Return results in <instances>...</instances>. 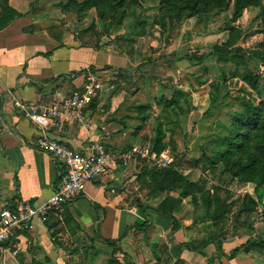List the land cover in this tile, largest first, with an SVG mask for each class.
Wrapping results in <instances>:
<instances>
[{
  "label": "rangeland",
  "instance_id": "374dc122",
  "mask_svg": "<svg viewBox=\"0 0 264 264\" xmlns=\"http://www.w3.org/2000/svg\"><path fill=\"white\" fill-rule=\"evenodd\" d=\"M62 1L66 0H34L30 8L60 41L68 31L67 40L107 48L130 60V69L124 68L115 74L117 79L111 83L114 85L110 89L112 93L105 92L103 98L124 91L118 106L120 115H130V136L118 147L142 148L155 156L153 159H132L128 164L130 187L122 182L117 190L129 195L130 205L144 202L160 208L168 194L179 196L181 189L152 192L151 179L145 170L174 165L187 180L199 187L196 199L182 198L178 211H175L183 224L182 234L188 244L194 246L209 239H214L216 245L218 240L230 242L227 257L232 259L234 248H239L235 260L232 259L234 264H264V248L256 244L264 239V182L260 183L264 181V165L259 163L256 170H243L244 166L253 164L252 146L237 151L230 160H214L218 151L214 148V140L229 133L231 113L244 109L241 96L248 95L249 90L245 82L231 72L236 69L243 72L245 66L250 65L262 75L259 84L264 88V65L249 56L252 52H264V20L258 17L261 8H247L239 21L231 23V11H213L201 17L166 21L163 26L156 20L162 11L160 0H136L137 4L128 11L136 15H128L122 22H118L114 12L106 11V17H102L98 8L64 7L60 4ZM137 17L147 20L144 32L138 26L133 27ZM233 24L242 28L244 34L231 50L246 55L244 62L220 61L214 51L215 44L227 39L228 29ZM235 53L238 52L228 55ZM190 54H193L192 60L185 58ZM200 54L204 57L198 62L195 56ZM138 55L136 60L131 59ZM225 77L227 81L223 82ZM213 81L225 86L217 93L218 101L213 103L216 108L207 113L212 104ZM174 95L180 98L182 110L165 109L163 103L158 102L161 97L167 100ZM142 104L149 107L140 108ZM160 125L165 132V148L157 153L153 148ZM248 173H252L256 180L247 179ZM214 185L222 188L219 210L227 205L230 211L212 221L205 214L213 211L214 204L208 207L203 191L209 189L213 192ZM245 195L258 201L251 215L245 211L239 214ZM237 238L241 239V245L234 244ZM84 244L90 245L88 242ZM101 257L99 261L98 258L95 260L96 264H107L110 255ZM226 258L215 264H227ZM160 264L172 263L162 260Z\"/></svg>",
  "mask_w": 264,
  "mask_h": 264
},
{
  "label": "crops",
  "instance_id": "0c3cea01",
  "mask_svg": "<svg viewBox=\"0 0 264 264\" xmlns=\"http://www.w3.org/2000/svg\"><path fill=\"white\" fill-rule=\"evenodd\" d=\"M33 1L9 0L18 16L0 28V209L15 198L47 200L61 173L50 154L32 145L40 128L20 104L49 105L79 89L87 67L106 68L110 80L86 113L88 125L49 120L46 131L74 148L90 140L119 148L130 136V115H120L118 106L124 91L103 98L105 92L112 93L115 74L130 69V60L107 48L60 41L32 13ZM128 164L130 160L119 163L90 182L84 194L62 210L36 218L21 238L19 253L0 254V264H96L104 254L119 264H215L227 257L232 243L222 241L220 246L214 240L203 256L188 247L182 223L168 237L170 215L144 202L130 205L129 195L117 190L122 182L130 187Z\"/></svg>",
  "mask_w": 264,
  "mask_h": 264
},
{
  "label": "trees",
  "instance_id": "16d2710c",
  "mask_svg": "<svg viewBox=\"0 0 264 264\" xmlns=\"http://www.w3.org/2000/svg\"><path fill=\"white\" fill-rule=\"evenodd\" d=\"M8 1L9 0H0V28L6 26L10 21L18 16V12L11 5H9ZM160 3L162 11L156 20L163 26L166 25V21L171 23L175 20H181L184 18L201 17L204 14L213 11H216V13L231 11L229 22H236L242 18L244 11L249 7L261 8V12L258 17H261V19L264 20V0H160ZM60 4L64 7L78 6L81 9L98 8L102 17H106V11L114 12L116 13L118 22H122L128 15H136L133 11L130 13L128 11L129 9L132 10V7L135 6L137 2L136 0H66L60 2ZM137 20V23H135L133 27L138 26L140 27V30L144 32L147 20L145 18L138 17ZM228 30L229 33L227 39L220 44H215L214 51L218 55V59L220 61L235 60L244 62L246 60V55L243 53L241 54L237 50H231V48H233L243 36L244 30L235 24L231 25ZM69 34L70 33L66 31L62 42L68 39ZM235 51L238 53L228 55L229 53ZM249 56L251 58H256L257 60L259 59L262 65H264V52L258 54L252 52ZM138 57L139 55L133 56L131 59L134 61ZM203 57L204 56L201 54L195 56L198 62L202 61ZM185 58L192 60L193 54L185 56ZM231 74L238 76L241 80H243L249 90L247 91L248 95L241 96L244 103V109L231 113L230 119L228 120L230 129L229 133L219 136L214 140V148L218 149V151L215 152L216 154L214 156V160H230L237 151H244L248 147L252 146L254 149V154H251V157H253V164L244 166L243 170L252 168L253 170H256L259 163L264 165V88H262L259 84L262 75L252 70L250 65L245 66L243 72L236 69L231 72ZM226 81L227 78L225 77L223 82ZM211 85L213 87L212 91L214 94L211 93L212 104L207 113H210L214 108H216L213 103L218 101L217 93L221 92L223 86H225L218 81H213ZM180 101L181 100L177 95H174L167 100H164V97L158 99V102L163 103V106L166 107L165 109L172 107L182 110ZM218 105L219 104H217V106ZM139 107L144 108L149 106L142 104ZM164 137L165 132L162 125H160L157 131L153 151L160 153L164 150ZM145 174L151 179V184L153 186L152 192L154 193L173 192L181 189L179 196H172L168 194L159 208L162 212L170 215L172 219V222L167 229V236L169 237L181 228V221L175 215V211H178L180 204L182 203V198L192 197L196 199V189L199 190V187L195 184V182L187 180L186 176L171 164L163 168H146ZM247 177V179L256 180V177L252 173H248ZM263 182L264 181L260 183L263 184ZM213 187V192L206 189L203 191V196L206 199L205 203L208 207H211L214 204L213 211L211 213H206L205 217H207L208 220L215 221L217 220L216 218H220L225 213L229 212L230 208L226 205L222 211L219 210L222 205V188L218 185H214ZM257 204L258 201L254 197L245 195L239 214L243 211L250 215L253 214L257 208ZM212 241H214V239L206 240L194 246L188 244V247L201 253L203 256H206L207 254L205 252V248ZM218 242L221 246L222 240H218ZM256 244L257 246L264 248V239L260 240ZM238 251L239 248H235L232 256H236ZM107 264H119V261L115 258H111ZM177 264H180V262Z\"/></svg>",
  "mask_w": 264,
  "mask_h": 264
},
{
  "label": "built area",
  "instance_id": "2783aa9c",
  "mask_svg": "<svg viewBox=\"0 0 264 264\" xmlns=\"http://www.w3.org/2000/svg\"><path fill=\"white\" fill-rule=\"evenodd\" d=\"M106 68L87 67L83 85L68 96L49 105L20 104L26 117L40 128L33 144L50 154L60 164L61 173L53 194L43 202L15 198L0 209V254L16 256L21 250V238L36 218H47L52 212L62 210L67 203L82 196L86 186L107 173L119 163L136 157L154 158L155 153L142 148L120 149L105 142L90 140L74 148L46 131L49 120L86 122V113L94 99L110 80Z\"/></svg>",
  "mask_w": 264,
  "mask_h": 264
}]
</instances>
